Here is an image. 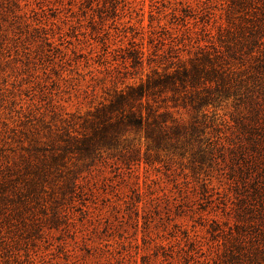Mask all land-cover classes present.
Returning <instances> with one entry per match:
<instances>
[{"label":"rangeland","instance_id":"rangeland-1","mask_svg":"<svg viewBox=\"0 0 264 264\" xmlns=\"http://www.w3.org/2000/svg\"><path fill=\"white\" fill-rule=\"evenodd\" d=\"M231 1L0 0V264L263 261L264 38L245 48ZM191 65L222 67L236 95L155 93L185 134L87 151L115 92Z\"/></svg>","mask_w":264,"mask_h":264},{"label":"trees","instance_id":"trees-1","mask_svg":"<svg viewBox=\"0 0 264 264\" xmlns=\"http://www.w3.org/2000/svg\"><path fill=\"white\" fill-rule=\"evenodd\" d=\"M232 10L243 17L248 26L250 37L245 48L252 52V47L259 45L264 38V0H232ZM213 85L201 95L196 89L201 85ZM230 80L222 67L212 66L209 70L191 65L190 68L177 67L172 72H153L144 83L127 86L125 90L114 93L107 104L102 105L93 114L92 135L84 138L87 151L92 152L114 141L115 134L125 130H143L145 138L153 147L160 148L167 141L185 134L183 128L174 125L167 112H159V108L150 105V97L155 93L170 91L172 101L189 104L193 109L213 103L220 96L236 95L230 92ZM205 90V89H204ZM189 91V93H188ZM191 92H194L191 94ZM182 95V96H181ZM181 96V97H180ZM187 100V101H186ZM252 105V100H248ZM258 131L264 128L255 126ZM193 132V131H192ZM264 141V134H261ZM261 257L254 255L252 264H262Z\"/></svg>","mask_w":264,"mask_h":264}]
</instances>
